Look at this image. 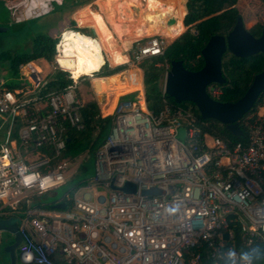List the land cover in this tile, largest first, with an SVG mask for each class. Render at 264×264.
<instances>
[{
	"label": "built area",
	"instance_id": "2783aa9c",
	"mask_svg": "<svg viewBox=\"0 0 264 264\" xmlns=\"http://www.w3.org/2000/svg\"><path fill=\"white\" fill-rule=\"evenodd\" d=\"M50 1L24 0L26 13L44 12ZM166 47L163 39L150 37L134 48L132 64L139 68L146 59L162 57ZM3 86L0 116L9 128L21 125L16 138L9 141L8 132L0 145V216L30 193L65 183L67 162L50 167L49 155L26 161L20 150L34 145L60 158L66 126L83 128L85 106L75 82L35 101L24 97L32 90L24 83L15 92ZM208 94L216 100L219 90L209 87ZM258 108L244 121L251 131L244 147L204 132L209 125L189 109L166 104L153 114L144 91L117 100L108 135L95 152V176L79 188L83 195L75 192L65 210L34 207L16 216L18 262L204 264L207 259L209 264H252L234 237L237 229L247 246L258 243L264 250V97ZM181 129L184 142L178 139ZM126 183L133 193L122 191ZM96 188L108 197L97 193L92 202L87 189ZM151 189L161 193L148 196Z\"/></svg>",
	"mask_w": 264,
	"mask_h": 264
},
{
	"label": "trees",
	"instance_id": "16d2710c",
	"mask_svg": "<svg viewBox=\"0 0 264 264\" xmlns=\"http://www.w3.org/2000/svg\"><path fill=\"white\" fill-rule=\"evenodd\" d=\"M237 2L238 0H187L184 24L185 26H192V28H189L172 44L168 45L162 57L146 59L142 61L138 67L143 73V91L146 106L153 114L158 115L161 113L166 104H170L173 108L181 107L189 109L200 123L204 122L209 125L210 128L204 129V132L210 133L212 136L220 137L225 141L230 142L231 145L240 143L245 147L249 143L251 131L244 121L249 115L256 112V108L261 104L264 97V91L253 109L239 122L242 135L234 137L226 129V126L221 125L217 121L203 120L194 104L188 102L180 104L175 103L173 99L164 94L162 83V78L167 72L166 66L169 67L172 61L181 60L184 67L190 71H197L202 67L203 60L201 57V51L208 40L215 35L226 36L233 29L238 18L241 17L239 11L235 8ZM170 7L174 8L175 6L173 4L170 5ZM178 8L180 9V11L177 9L178 17H182V8L180 6ZM262 26V23H258L257 33H254L252 30L251 33L257 37ZM171 30H174L173 27H171ZM175 32L176 35L178 29H176ZM165 36L171 37L170 34H165ZM58 41V39H52L47 35L40 34L34 37L32 47L29 51L15 55H11L9 52L1 53L0 60L8 64L10 78L5 82L2 90L15 92L23 87V80H19L20 68L22 66L39 59L52 62L56 56V45L58 44ZM144 41H146V39L134 43L132 49L134 50L137 44H141ZM111 62L113 64H120L125 62V59L122 60L118 53H114L112 54ZM124 69L125 67L110 69L106 64L102 70L96 74V77L111 76ZM263 69L264 56L260 53L248 58H236L229 52H226L222 57V76L225 83L223 85L210 86L216 87L219 90V95L216 100L229 103L238 101L245 94L246 90L252 83L253 78ZM129 74L133 75V73ZM71 83L72 79L68 72L56 70L46 84L40 88L39 95L44 98L51 93L64 92ZM129 87L133 90H139L141 88V82L137 80L132 82L129 81ZM135 95L136 94L126 95L121 99L131 100ZM82 118L84 126L81 130L66 126V144L60 158L63 159L68 157L70 160H75L83 153H94L106 139L111 126L112 117H103L101 115V109L96 101H91L85 104L82 110ZM81 185L82 183L79 184V186ZM76 188H78V186ZM76 188H70L62 197L68 207H71L72 198ZM32 205L36 207L50 208L53 205V202H34L33 200ZM27 208L28 206L26 202H24L22 204L20 203L14 210L5 207L3 211L7 214L9 213L8 216H19L20 212ZM234 240L237 249L243 257L249 258L252 261V264H264V250L261 245L253 243L250 246H247L241 239L237 229ZM204 264H209V261L206 259Z\"/></svg>",
	"mask_w": 264,
	"mask_h": 264
},
{
	"label": "crops",
	"instance_id": "0c3cea01",
	"mask_svg": "<svg viewBox=\"0 0 264 264\" xmlns=\"http://www.w3.org/2000/svg\"><path fill=\"white\" fill-rule=\"evenodd\" d=\"M5 1H7L9 6L16 5L15 7H17L18 11L21 12L20 13L21 17L17 18L18 23L22 21L32 22V21L40 20L42 23L45 24V27H43V30L45 32L44 34L52 39L59 40L58 44L56 45V56L52 62H47L43 59H39L31 62L29 66L22 67L20 70V71L25 70L26 72L30 71L31 73L33 72L36 73L35 74L36 86L35 84L33 86V83L30 84L28 79L27 81L30 85L29 87L26 86L27 91H30L31 88L32 90H34L33 94L29 95L31 99L34 101L37 99L38 96H40L38 94L40 92L39 91L40 88L44 84H46V82L51 78V76L54 74L56 70H62L70 74L69 70H66L62 66H60L57 57V54L60 53V46L63 41L64 34L67 33L74 34L77 35L78 37L95 41L94 43H96L100 49V56L102 58V63L100 65V68L97 71H94L91 74H89V76H82V77H87L85 79H88V77L94 78L93 81H97L96 83H98V81H102V83H106V82L113 83V81L116 78H118V74L120 72L105 77H96V74H98L106 64L110 69L125 67V65L128 63L127 62L128 57L126 53L130 50V48L132 49L134 43L143 40L147 36L159 37L164 40L165 38L162 36L165 34L173 35L175 33V30L178 29L176 27L181 26L182 28H184L185 27L184 17L186 15V3H187V0H179L181 1L180 7L182 8L183 11L182 17L179 18L177 14V8L170 7V0H158L160 2V5H158V7L154 10V12L149 11L147 4L148 0H63V6H59L58 4H56L60 0H51L48 4V7L45 8L44 12L40 11V13L34 16L28 15L27 13L23 12L24 8L23 6H21V4L24 3V0H21V3L19 2V0H5ZM150 3H152V1H150ZM54 13H59L60 15V20L57 21V24H60V27L53 25L54 23L51 21ZM150 16H153V18L151 19L152 21L150 20ZM170 19H174L175 23L172 25H168ZM244 24L247 28L245 22ZM171 27H173L174 30H171ZM114 53H118L121 56L122 60L125 59V62H122L120 64H113L111 62V58H112V54ZM39 61L43 63L46 62L49 65L50 71L45 81H43L40 76L42 70L40 66L37 65L39 64ZM70 78L72 79V83L74 81H77V79L74 80V78H72L71 74H70ZM21 79L23 80L22 83L25 82L26 76L20 75L19 80L21 81ZM2 82H4L5 84L4 80ZM92 87L94 86L92 85ZM78 88L81 89V87ZM93 90L96 89L93 88ZM140 91H143V81L139 92ZM29 96L27 94L24 97H29ZM124 96L126 95H123L120 98ZM91 101H95V100L91 99L90 101L89 100L86 101L83 99L84 104ZM101 111H103V109ZM110 114L112 115V109ZM101 115L104 116L103 114ZM20 125L21 124L19 123L17 124L16 128H12V127L9 128L8 124L0 116V145H2L7 140L8 132H11V137H9V141L12 140V138H16ZM7 144L9 146L11 145V148L12 146H15L14 148L18 147L16 146L17 143L15 145L9 143ZM45 152L36 148L34 145H31L29 148L20 150L21 158L26 161H30V160L34 161L36 159L43 158L49 155V158L51 157L50 167L53 166L54 168L57 167L59 164L65 162H67V167H68L69 161L71 162V160L68 157L63 159L54 158V154L52 153L53 151L47 153ZM61 199H59L58 201H60ZM24 202H26L28 206L27 209H32L36 207L32 205L33 200H30L27 197L25 200H23V202H21V204ZM26 210L20 212V214H23ZM8 215L9 213L6 216L1 215L0 218L2 219L16 218V216H12V215L8 216ZM12 244H14V236L8 234L5 231H0V253L7 252L8 254L9 253L8 249ZM2 255H0V264H11L9 256L6 259L7 260L6 262L4 259L5 257ZM15 263L20 264L17 258V249L15 251Z\"/></svg>",
	"mask_w": 264,
	"mask_h": 264
},
{
	"label": "rangeland",
	"instance_id": "374dc122",
	"mask_svg": "<svg viewBox=\"0 0 264 264\" xmlns=\"http://www.w3.org/2000/svg\"><path fill=\"white\" fill-rule=\"evenodd\" d=\"M150 1H152V3H150ZM19 2L21 3V0H19ZM56 4H58L59 6H63V0L58 1ZM147 4H148L149 11L154 12V10L158 7V5H160V2L158 0H149ZM173 4L177 9H179L178 7L180 6L181 3L179 0H170V5H173ZM15 6H11V5L9 6L7 1L0 0V27L10 29L8 33H0V54L3 52H9L11 55H15V54H19L25 51H29L32 47V41L34 37L45 33L43 30V27H45V24L42 23L40 20L32 21V22L22 21L18 23L17 18L21 17L20 16L21 12H19L18 8ZM21 6H23L24 8L23 12L26 13V10L29 7V4L25 2L21 4ZM235 8H237L243 21L246 23L247 25L246 29L250 32L252 30L254 33H257L258 23L263 24V21H264V5L259 0H238ZM150 18L152 19L153 16H150ZM179 18H181V16H179ZM59 20H60L59 13H54L51 19V21L54 23L53 25L60 27V24H57V21ZM189 28H192V26H188V27L185 26L184 28H182L181 26H178V33L176 35H175L176 33L175 32L173 35H171V37H168L165 35H163L162 37L165 38L164 41L166 42L168 46L172 44L176 39H178L181 35H183ZM72 35L73 34L69 35V37ZM149 38L150 36L149 37L147 36L144 39H149ZM132 51L133 49L130 48V50L126 53L128 57V61H127L128 63L125 65V70L118 74V78H116L113 81V83L111 82L110 83L108 82L96 83V81H93L94 78H89V77L88 79H85L87 77H81L77 79V81H74L75 83L77 82L76 83V86H77L76 93L79 96V98L82 101L83 99L86 101L87 100L90 101L91 99L97 101L99 103L100 108L103 109V111H101V114H103L104 116H111L109 111H111L112 109V112H113L116 101L121 99L120 98L121 96L127 95V94H136L137 96V93L139 92V90L131 89L129 87V81L131 79H135L137 81H140L141 86H142L143 73L141 69L137 68L135 65L132 64V60H131ZM59 56H61L60 53L57 54V57ZM37 65H39L42 70V73L40 75L41 79L45 81L50 71L49 65L46 62L43 63L40 61H39V64ZM100 65L98 66V69L100 68ZM22 67H25V66H22ZM98 69H96V71ZM8 71H9L8 64L0 60V83L3 80L6 82L10 79ZM129 73H133V75ZM32 74L33 73H31L30 71L28 72H26L25 70L20 71V75L26 76V81L24 82V85L29 87V83L30 84L33 83V86L34 84L36 86L35 78H34L35 76H33ZM164 77L162 78V83H164ZM92 85L94 87H92ZM78 87H81V89H79ZM90 88L92 90L93 88H95L96 90L92 91ZM20 90H23V87H21ZM31 92L32 93L28 94V96L33 94L34 90H31ZM93 92L94 93L97 92V93L94 94ZM258 107L256 108V110L259 109ZM178 139L184 142V137L181 138L180 132L178 135ZM95 152L82 154L81 156L77 157L75 160L73 161L71 160V162L69 161L67 170L64 173L66 176V180L63 185H60L54 189L48 190L41 194L40 193H30L28 195V198L30 200H34V202L35 201L56 202L59 199H61L63 195L70 188H74V187L76 188L78 186V188H76L75 190V192H77L80 187L87 184L88 181L93 179V177L95 176ZM0 154H1V151H0ZM81 183L82 185L79 186V184ZM83 192H84L83 190H79L77 192V195L81 197L83 195ZM87 192H89L92 195V202L95 201L97 193L98 195H102L105 198H107L109 195V193L106 190H102L98 188L87 189ZM0 255L5 257L4 259L6 262H7L6 259L8 258V256L10 258V254L8 255L7 252H4V253L1 252Z\"/></svg>",
	"mask_w": 264,
	"mask_h": 264
},
{
	"label": "water",
	"instance_id": "95a60500",
	"mask_svg": "<svg viewBox=\"0 0 264 264\" xmlns=\"http://www.w3.org/2000/svg\"><path fill=\"white\" fill-rule=\"evenodd\" d=\"M264 5V0H259ZM175 23L170 19L168 25ZM10 29L0 27V33H8ZM229 52L236 58H248L258 53L264 56V21L263 27L257 37L246 29L242 17L238 18L233 29L226 35L212 36L201 51L202 67L197 71H190L184 67L181 60L172 61L169 70L165 73L163 92L175 103H192L198 110L203 120H214L226 129L234 137L241 136L239 127L241 119L255 106L257 100L264 91V69L257 74L245 94L236 102H219L211 98L207 89L212 85H223L222 57ZM183 138L185 132L180 130ZM123 192L133 193L135 188L130 184L122 188ZM148 196L161 193L158 189L145 192ZM51 206L58 210H65L68 205L62 199L53 202ZM0 231H5L14 236V244L8 249L10 263H15V251L21 242L16 218H0ZM227 238V235H224Z\"/></svg>",
	"mask_w": 264,
	"mask_h": 264
},
{
	"label": "bare ground",
	"instance_id": "6f19581e",
	"mask_svg": "<svg viewBox=\"0 0 264 264\" xmlns=\"http://www.w3.org/2000/svg\"><path fill=\"white\" fill-rule=\"evenodd\" d=\"M69 35L71 34H64L58 62L70 71L74 79L89 76L102 62L99 47L95 41L74 34L70 37Z\"/></svg>",
	"mask_w": 264,
	"mask_h": 264
},
{
	"label": "flooded vegetation",
	"instance_id": "af4514ba",
	"mask_svg": "<svg viewBox=\"0 0 264 264\" xmlns=\"http://www.w3.org/2000/svg\"><path fill=\"white\" fill-rule=\"evenodd\" d=\"M262 25H263V24H262ZM262 27H263V26H262ZM29 64H30V63H29ZM29 64H27V65H29ZM27 65H26V66H27ZM169 68H170V66H169ZM168 70H169V69H168ZM168 70H167V71H168ZM22 85H23V83H22ZM215 88H216V87H215ZM208 90H209V88L207 89V91H208Z\"/></svg>",
	"mask_w": 264,
	"mask_h": 264
},
{
	"label": "clouds",
	"instance_id": "9594fccd",
	"mask_svg": "<svg viewBox=\"0 0 264 264\" xmlns=\"http://www.w3.org/2000/svg\"><path fill=\"white\" fill-rule=\"evenodd\" d=\"M26 66V65H25Z\"/></svg>",
	"mask_w": 264,
	"mask_h": 264
}]
</instances>
